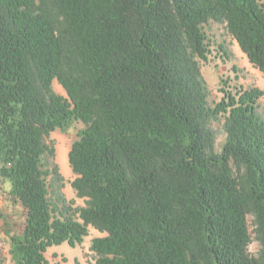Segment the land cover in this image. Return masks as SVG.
I'll list each match as a JSON object with an SVG mask.
<instances>
[{
	"label": "trees",
	"instance_id": "obj_1",
	"mask_svg": "<svg viewBox=\"0 0 264 264\" xmlns=\"http://www.w3.org/2000/svg\"><path fill=\"white\" fill-rule=\"evenodd\" d=\"M210 22L264 77L261 0H0V184L23 213L4 231L12 264H49L90 227L105 234L94 264H264V91L208 104ZM76 122L72 207L50 199L63 177L46 140Z\"/></svg>",
	"mask_w": 264,
	"mask_h": 264
},
{
	"label": "rangeland",
	"instance_id": "obj_2",
	"mask_svg": "<svg viewBox=\"0 0 264 264\" xmlns=\"http://www.w3.org/2000/svg\"><path fill=\"white\" fill-rule=\"evenodd\" d=\"M264 2V0H261ZM209 45V55L206 62H201V74L203 76L207 91L208 104L213 106L219 102L223 96L221 89L234 93L239 89H249L257 87L264 91V77L253 68L247 61L245 55L240 51L236 42L226 33L224 26L210 22L204 27ZM52 88L55 93L67 98L62 87L53 81ZM257 112L264 119V95L258 102ZM223 119L212 123V129L215 131V149L220 150L225 140V134L222 129ZM82 124L76 122L67 131L55 130L47 138V144L54 148V157L49 160L50 167L56 165L58 172L63 177L60 182L48 179L49 195L52 202H57L61 197L66 206H83L82 199L75 196L70 183L75 176L72 173L68 163V151L71 143L76 139V133L82 128ZM2 185V184H0ZM7 186L10 188L9 183ZM0 187H3L0 186ZM10 210L7 213H0V264H12L9 250V238L5 235V230H12L18 233L23 222L22 209L17 203H9ZM62 203H58L61 207ZM251 218L249 217V230L252 232ZM105 234L99 233L93 228H89L88 236L84 238L83 243L74 248L67 243L50 247L45 256L49 264H94L95 256L89 250L93 238L103 237ZM249 252L256 254L258 244L253 239L249 245Z\"/></svg>",
	"mask_w": 264,
	"mask_h": 264
},
{
	"label": "crops",
	"instance_id": "obj_3",
	"mask_svg": "<svg viewBox=\"0 0 264 264\" xmlns=\"http://www.w3.org/2000/svg\"><path fill=\"white\" fill-rule=\"evenodd\" d=\"M0 186H2V185H0ZM8 190H9V187L7 186V183L3 184V187H0V213H7L8 210H10L9 203H11V201L9 200V198L6 194V192ZM1 225H2V222H0V227H1ZM11 228H13V227H11Z\"/></svg>",
	"mask_w": 264,
	"mask_h": 264
}]
</instances>
